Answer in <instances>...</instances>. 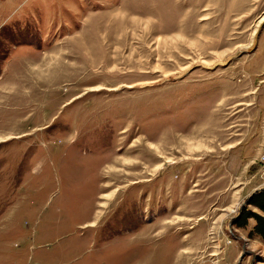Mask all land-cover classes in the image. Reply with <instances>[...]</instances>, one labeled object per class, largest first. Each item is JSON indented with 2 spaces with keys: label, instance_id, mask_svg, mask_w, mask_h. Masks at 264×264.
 Masks as SVG:
<instances>
[{
  "label": "rangeland",
  "instance_id": "1",
  "mask_svg": "<svg viewBox=\"0 0 264 264\" xmlns=\"http://www.w3.org/2000/svg\"><path fill=\"white\" fill-rule=\"evenodd\" d=\"M264 0H0V264H264Z\"/></svg>",
  "mask_w": 264,
  "mask_h": 264
},
{
  "label": "trees",
  "instance_id": "2",
  "mask_svg": "<svg viewBox=\"0 0 264 264\" xmlns=\"http://www.w3.org/2000/svg\"><path fill=\"white\" fill-rule=\"evenodd\" d=\"M248 205H252L254 207H257L261 211L264 212V189L257 191L256 194L253 196V198L249 199L246 202L245 207ZM250 218L256 219L257 225H256L254 231L264 241V217L263 216L252 213L250 211L246 212V210L244 208H242V213L240 215V218L236 222H234V220H233V225H234V223H236L239 226H245V225H247V221Z\"/></svg>",
  "mask_w": 264,
  "mask_h": 264
},
{
  "label": "crops",
  "instance_id": "3",
  "mask_svg": "<svg viewBox=\"0 0 264 264\" xmlns=\"http://www.w3.org/2000/svg\"><path fill=\"white\" fill-rule=\"evenodd\" d=\"M257 208V207H256ZM259 209V208H258ZM260 210V209H259ZM261 211V210H260ZM264 217V216H263Z\"/></svg>",
  "mask_w": 264,
  "mask_h": 264
},
{
  "label": "built area",
  "instance_id": "4",
  "mask_svg": "<svg viewBox=\"0 0 264 264\" xmlns=\"http://www.w3.org/2000/svg\"><path fill=\"white\" fill-rule=\"evenodd\" d=\"M263 160H264V157H263Z\"/></svg>",
  "mask_w": 264,
  "mask_h": 264
}]
</instances>
